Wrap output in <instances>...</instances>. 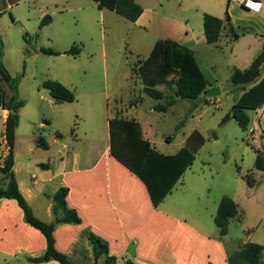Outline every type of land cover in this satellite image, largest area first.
Instances as JSON below:
<instances>
[{
    "label": "crops",
    "instance_id": "1",
    "mask_svg": "<svg viewBox=\"0 0 264 264\" xmlns=\"http://www.w3.org/2000/svg\"><path fill=\"white\" fill-rule=\"evenodd\" d=\"M37 1L0 0L2 62L5 58L4 49L8 44L10 33L16 29L21 31V35L28 34V37L37 32L43 33L47 28L52 29L58 15L74 10L71 0H47L43 3L40 2L41 6H37ZM136 1L142 7L143 12L136 22L129 21V45L134 52L144 51L147 54L146 58L150 55L156 42L171 40L194 51L199 63L202 58L209 59L210 53L215 58L229 53L232 61L230 63L232 64L230 66L232 77L236 68L240 70L249 68L264 49V0H260L263 7L259 13L251 12L240 4L229 0ZM94 3L93 11H98V14L103 17L110 15L107 12L110 10L100 8L95 1ZM79 9L78 7L77 10ZM227 13L230 16V22L226 21ZM205 14L224 21L222 36L216 44H209L206 40ZM45 16H49L50 19L41 27ZM232 28L238 34L237 38H232ZM27 45L31 46L32 44H28L24 36L21 41L16 42L19 51H23ZM200 67L205 74L201 63ZM208 67L212 69L216 65L209 63ZM210 76H206L211 83L208 90L218 87L221 95L222 87L215 72H211ZM263 77L264 67L261 78ZM68 88L70 89L69 86ZM235 89L238 92V100L244 91L239 86H235ZM5 92L10 95V92L6 90ZM218 101L217 96L209 97L204 94L199 104H216ZM0 111L3 125L1 136L2 139H5L4 130L8 112L1 108ZM251 111L255 116L252 118L248 114L251 118L248 128L249 138L254 143L255 153L256 151L264 153V142H262V138H264V106ZM117 118L130 122L134 126L139 123L135 117L125 118L123 110L117 109L115 116L107 117L108 131L109 119ZM232 121L235 120L230 119L226 123ZM221 122L222 120L220 124ZM137 132L141 137L148 139L152 146L164 155H175L183 148L175 153L161 151L159 143L152 138L150 125H147L145 129L139 128ZM201 134L205 137L206 143L198 155L204 151L210 152L213 147L210 146L211 141L217 140L215 132L210 137L202 132ZM59 135L61 138L62 135ZM36 147H38L37 144ZM63 151L67 152V147L61 153ZM32 152L36 153L37 148ZM7 153L8 148L5 149L4 158L1 161H4ZM68 156H72V158L62 157L58 166L53 168L54 173L49 178H39L36 175L38 179L33 181L36 179L35 175L30 173L26 175L25 173L27 167L31 168V159L28 161L19 152L17 128L13 171L19 190L33 209L34 214L40 219L44 209L45 214L48 215V223H51L52 196L61 187H68L70 189L67 197L68 205L76 209L83 220L82 224L77 227L83 230L82 232H93L108 242L110 254L117 258L116 264H124L128 260L138 264H231L230 260L242 253L248 243L261 246L264 259V239L254 241L255 237L262 234L261 229L264 227V207L259 203L260 199H264L263 171L252 170L256 184L254 187H250L242 174L234 173L228 176L229 179L225 176L222 177V167L215 169L216 172L210 170L211 174L207 173L206 165L213 168L208 157H203L202 165L194 168L195 159L172 192L158 207H154L145 185L111 156L110 139L104 148H101L96 141H91L87 148L69 153ZM42 165H45L43 170L51 169L50 164ZM2 166L3 164L0 165V168ZM1 175L0 173V183L2 182ZM55 178H61L60 185L58 184L55 190L50 191L48 185ZM3 185L5 187L7 182L5 181ZM45 191H48V203L44 200ZM197 192L201 196L204 193L207 194L212 208H218L221 199L225 196L233 199L239 209V215L235 219L241 224L244 232L246 229L253 231L250 241L240 242L239 249L229 253L222 239H226L229 230L225 237H221L219 229L212 228L196 215L197 202L194 198ZM169 199L172 200L167 202ZM12 205L13 201L0 199V230L4 233L0 235V250L1 244L4 242L3 236L7 234L8 230L17 229L19 225L18 221L14 220L9 213ZM56 233L57 231H55V237ZM14 252L17 255H24L26 264H54L53 262L35 263L31 261V259L43 256L44 251L27 250L24 240H18L14 246Z\"/></svg>",
    "mask_w": 264,
    "mask_h": 264
},
{
    "label": "rangeland",
    "instance_id": "2",
    "mask_svg": "<svg viewBox=\"0 0 264 264\" xmlns=\"http://www.w3.org/2000/svg\"><path fill=\"white\" fill-rule=\"evenodd\" d=\"M44 1L47 0H38L37 6H41L40 2ZM71 2L74 4V10L58 15L52 29L47 28L43 33L36 31V34L28 37L31 46H36L37 49L50 48L61 53L60 55L37 53L30 49V45L19 51L16 42L21 41L24 34L21 35L18 29L10 33L4 49V66L13 78L18 79V97L26 103L20 110L18 127L19 152L28 161L31 159V168L27 167L26 175L30 173L38 175L39 178H49L62 157L71 159L69 153L87 148L91 141H96L104 148L109 143L107 117L115 116L117 109L123 110L125 118L135 117L139 122L136 126L138 129H145L150 125L152 138L165 153H175L184 147L187 136L194 130L208 137L215 132L217 140L210 143L213 147L208 153H197L194 168L202 165L203 157H208L213 165V168L205 166L209 174L210 170L216 172L215 169L220 167L221 175L225 178L234 173L242 174L243 177L251 173L255 166L256 153L254 143L249 138V130H242L235 121L220 124L225 114L232 110L238 97V92L231 82L232 61L229 53L215 58L207 52L210 53V58H202L200 62L207 77H211V72H215L220 81L222 94L217 96L219 101L216 104L198 103L195 107L192 102L180 100L169 108L168 112H157L154 106L159 101L144 93L143 85L133 71L139 61L146 59L147 54L144 51H132L128 34L130 22L112 11H107L110 15L106 17L99 15L98 11L92 10L95 4L93 0ZM73 46L81 48L79 55L64 54ZM209 63H215L216 67L210 69ZM46 80H55L69 86L75 93L76 100L73 103L56 102L43 86ZM2 88L10 92L4 82ZM161 89L167 95L173 93L165 86ZM135 100L138 103L132 104ZM248 114L252 118L255 116L251 110ZM2 131L0 111V165L4 163L1 160L7 149V144L3 143L6 140L1 136ZM59 134L62 135L61 138ZM39 136L45 138L47 150L36 147ZM66 147L67 152L61 153ZM36 148L37 152L33 153ZM41 164H50L51 169L43 170L45 165ZM1 176L0 187H4L3 184L8 180L3 174ZM37 179L36 176L33 181ZM60 181L61 178H55L48 185V190H55ZM198 194L199 192L194 198L197 202L196 215L217 230L214 217L218 208L210 206L207 194ZM44 196L48 203V191H45ZM170 200L172 199L167 202ZM11 201L13 205L9 213L19 225L17 229L8 230L3 236L0 264H26L25 256L14 252L18 240H24L26 249L36 252L45 251L46 242L39 232L34 233L35 229L24 221L23 212L17 202ZM259 203L264 207V199H260ZM41 214L43 215L40 219L48 223V215L44 209ZM52 215L51 223H55L57 229V248L74 264H109L107 256L96 255L88 237L90 232H82L77 225L59 224L53 212ZM58 217H62V214ZM261 230L262 234L255 237L254 241L264 239V227ZM252 233V229H246L244 232L241 224L233 218L229 224V235L226 239L222 238L228 252L239 249L240 242H249ZM3 234L0 230V235Z\"/></svg>",
    "mask_w": 264,
    "mask_h": 264
},
{
    "label": "trees",
    "instance_id": "3",
    "mask_svg": "<svg viewBox=\"0 0 264 264\" xmlns=\"http://www.w3.org/2000/svg\"><path fill=\"white\" fill-rule=\"evenodd\" d=\"M100 8H106L130 22H136L143 9L136 0H93ZM49 16H45L41 22L43 27ZM226 21L230 22L227 13ZM224 21L210 14L204 15V33L209 44H216L221 36ZM232 38L238 34L231 29ZM28 44V34L24 35ZM40 52L56 56L61 53L50 48H41ZM81 48L73 46L64 54L79 55ZM3 42L0 34V108L8 112L5 121L4 137L8 154L4 159L0 172L8 180L5 187H0V199L15 200L22 210L24 221L35 231L44 237L46 249L43 256L31 259L35 263H48L55 261L58 264H74L69 257L57 248L55 237L56 224L47 223L39 219L31 206L19 190L13 171L16 131L20 122V110L26 105L25 101L18 97V79L13 78L2 62ZM264 49L254 60L251 66L245 70L235 69L231 81L234 86H239L244 91L241 97L233 105L229 114L221 124L230 119L237 122L239 127L246 131L251 123L249 110H257L264 106ZM143 85L146 95L157 101H164L155 105L154 110L166 113L169 108L175 106L179 100L192 102L195 107L201 101V97L207 94L211 83L200 67L196 54L191 49L171 40L156 42L150 55L145 60L139 61L133 68ZM5 83L10 90L7 95L2 88ZM43 86L48 89L50 96L58 103H72L76 100L75 93L55 80H46ZM172 90V95H167L161 87ZM133 103H138L134 101ZM139 129L130 122L117 119H109L110 154L120 164L134 174L146 187L152 204L158 207L169 195L186 170L194 163L197 153L205 145V137L194 130L186 140L185 146L175 155H164L156 150L148 139L137 132ZM60 136V135H59ZM170 140V138H169ZM38 147L48 149V144L43 136L37 138ZM255 170L264 172V153L256 151ZM250 187H254L256 180L251 173L245 176ZM70 189L61 187L52 196V212L59 224L80 225L83 220L77 210L68 205L67 197ZM62 214V217H58ZM239 215L238 205L230 197H223L219 203L218 211L214 217V223L219 229L221 237L228 234L230 221ZM91 241L97 256L105 255L109 264H115L117 258L110 254L108 242L90 232ZM263 248L259 245L248 243L242 253H239L231 264H264L262 257ZM232 261V262H231ZM124 264H138L134 261H126Z\"/></svg>",
    "mask_w": 264,
    "mask_h": 264
},
{
    "label": "built area",
    "instance_id": "4",
    "mask_svg": "<svg viewBox=\"0 0 264 264\" xmlns=\"http://www.w3.org/2000/svg\"><path fill=\"white\" fill-rule=\"evenodd\" d=\"M230 2H236L243 6L245 9L259 13L263 7V3L260 0H229ZM34 178H36L34 176Z\"/></svg>",
    "mask_w": 264,
    "mask_h": 264
},
{
    "label": "water",
    "instance_id": "5",
    "mask_svg": "<svg viewBox=\"0 0 264 264\" xmlns=\"http://www.w3.org/2000/svg\"><path fill=\"white\" fill-rule=\"evenodd\" d=\"M30 49L31 50H35L37 53H39L40 52V50H38L37 48H36V46H31L30 47ZM37 49V50H36ZM220 88H218V87H214V88H211V89H209L208 91H207V95L209 96V97H216V96H218V95H220Z\"/></svg>",
    "mask_w": 264,
    "mask_h": 264
}]
</instances>
